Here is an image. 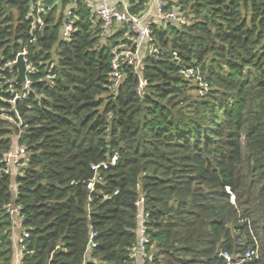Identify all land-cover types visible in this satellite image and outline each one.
Instances as JSON below:
<instances>
[{"label":"trees","instance_id":"1","mask_svg":"<svg viewBox=\"0 0 264 264\" xmlns=\"http://www.w3.org/2000/svg\"><path fill=\"white\" fill-rule=\"evenodd\" d=\"M124 1L142 15L151 0ZM45 5L0 0L3 74L16 78L5 64L22 50L35 68L24 97L20 80L0 83V264H140V209L147 264H264V0H169L185 22L153 21L156 50L144 45L139 74L121 63L116 85L127 27L81 0ZM16 142L27 155L11 173Z\"/></svg>","mask_w":264,"mask_h":264},{"label":"built area","instance_id":"2","mask_svg":"<svg viewBox=\"0 0 264 264\" xmlns=\"http://www.w3.org/2000/svg\"><path fill=\"white\" fill-rule=\"evenodd\" d=\"M97 17V19L101 20L104 27L106 29H111L117 26H126L127 33L133 35L135 40L134 49L131 47H124L121 45L120 47L112 50V59H111V69L109 76L110 79L116 85L121 79V73L118 70L119 65L128 64L133 67L135 72L139 74V69L141 66V57L142 50L144 45H147V50L149 52L156 50L153 43V36L151 34V24L153 21H178L180 23H184L185 19L182 17L179 12L175 8L166 9L165 7L168 5L169 0H151L145 9L142 15H133L128 13L125 9H121L118 6L119 2L124 3V0H81ZM46 0H32V8L36 11V13H40L45 5ZM38 22L42 24L41 20L38 19ZM73 31L72 19H71V11L68 10L66 13V18L63 23V38H68L69 35ZM25 50H22L19 54H22L24 63H25V79L21 81L23 84V91L21 93L16 94L17 97H24L25 91H27L28 85L30 84V80L27 78V74L34 73L35 68L27 63V59L25 57ZM175 56L176 54L173 53ZM17 55V56H18ZM17 58V57H16ZM16 59L12 62H7L5 66H14ZM186 78H190L192 76L195 77L196 80L199 81V85L201 86V90L199 93H203L207 88V84L203 82L202 78L198 75V72H195L194 68H185L180 70ZM17 77V75H16ZM5 80L9 83L10 87L13 86L14 80H18L17 78L10 80L5 76L2 72V68L0 67V83ZM144 82L141 78L138 81V91L143 89ZM1 116V114H0ZM21 124V120L17 123V126ZM27 155V146L24 144L15 143L14 146L3 153L2 162L4 163V169L7 172L15 173L16 170L21 165V160L24 159ZM142 198H139L136 202L138 206H141ZM8 209L12 213V215L18 217L19 215V206H15L13 203L8 205ZM138 241L132 247V254L139 258L140 264H147V252L145 249V244L147 243V237L145 235L144 224L146 220L147 213H145L142 209L139 210L138 214ZM95 233H92V236ZM90 245L94 247L96 244L93 241H90ZM251 253L246 252L244 258L250 257ZM221 256L226 260V264H232V257L228 253L222 252Z\"/></svg>","mask_w":264,"mask_h":264},{"label":"water","instance_id":"3","mask_svg":"<svg viewBox=\"0 0 264 264\" xmlns=\"http://www.w3.org/2000/svg\"><path fill=\"white\" fill-rule=\"evenodd\" d=\"M14 66L17 68V79L24 81L25 79V63L22 54H19L16 58Z\"/></svg>","mask_w":264,"mask_h":264},{"label":"crops","instance_id":"4","mask_svg":"<svg viewBox=\"0 0 264 264\" xmlns=\"http://www.w3.org/2000/svg\"><path fill=\"white\" fill-rule=\"evenodd\" d=\"M77 0H70V2H76ZM113 1H118V0H113ZM16 224H18V223H16ZM20 258H21V253H18L17 254V260H16V264H18L19 263V261H20Z\"/></svg>","mask_w":264,"mask_h":264}]
</instances>
